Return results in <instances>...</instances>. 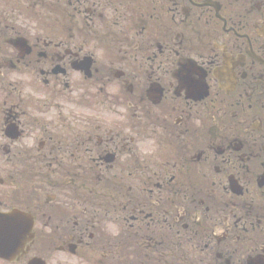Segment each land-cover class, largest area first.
Masks as SVG:
<instances>
[{
    "label": "flooded vegetation",
    "instance_id": "af4514ba",
    "mask_svg": "<svg viewBox=\"0 0 264 264\" xmlns=\"http://www.w3.org/2000/svg\"><path fill=\"white\" fill-rule=\"evenodd\" d=\"M1 232L0 264H264V0H0Z\"/></svg>",
    "mask_w": 264,
    "mask_h": 264
}]
</instances>
